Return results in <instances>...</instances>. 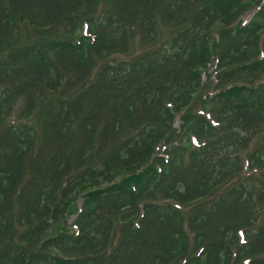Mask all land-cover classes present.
I'll use <instances>...</instances> for the list:
<instances>
[{"label":"trees","instance_id":"1","mask_svg":"<svg viewBox=\"0 0 264 264\" xmlns=\"http://www.w3.org/2000/svg\"><path fill=\"white\" fill-rule=\"evenodd\" d=\"M0 264H264V0H0Z\"/></svg>","mask_w":264,"mask_h":264},{"label":"rangeland","instance_id":"2","mask_svg":"<svg viewBox=\"0 0 264 264\" xmlns=\"http://www.w3.org/2000/svg\"><path fill=\"white\" fill-rule=\"evenodd\" d=\"M25 32H26L25 34L30 35V32H31L30 28H28V30H26ZM19 39H20V38H19V35H18V39H17L18 42L21 41V40H19ZM21 42H22V41H21ZM197 108H198V107H197V102L195 101L194 104L192 105V107L190 108V111H192V109H193V110H196ZM247 172L250 173V174H252V172H250V171H246L244 174L246 175Z\"/></svg>","mask_w":264,"mask_h":264}]
</instances>
